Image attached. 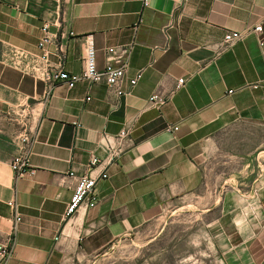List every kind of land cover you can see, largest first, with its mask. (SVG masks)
<instances>
[{
  "label": "crops",
  "instance_id": "0c3cea01",
  "mask_svg": "<svg viewBox=\"0 0 264 264\" xmlns=\"http://www.w3.org/2000/svg\"><path fill=\"white\" fill-rule=\"evenodd\" d=\"M44 22L68 34L69 73L82 71L86 34L99 68L104 47L131 45L122 82L130 93L82 79L57 84L45 102L30 58L12 63L14 49L39 52ZM229 30L245 36L221 50ZM178 78L164 105H149ZM126 126L132 145L92 169L107 174L95 204L65 219L91 157L106 159L103 134ZM25 135L34 172L16 179L10 162ZM11 198L21 221L5 264H113L116 244L161 226L172 204L217 212L207 234L221 264H264V0H0V239L11 232Z\"/></svg>",
  "mask_w": 264,
  "mask_h": 264
},
{
  "label": "built area",
  "instance_id": "2783aa9c",
  "mask_svg": "<svg viewBox=\"0 0 264 264\" xmlns=\"http://www.w3.org/2000/svg\"><path fill=\"white\" fill-rule=\"evenodd\" d=\"M145 5V2H144ZM42 35L37 42L39 52L34 54L24 49H14L13 64L20 65L21 59L30 58L31 65L27 68L30 73L39 80L46 84V92L44 101L46 102L51 94V89L60 83H65L67 86L72 87L75 82L87 79L93 82H102L105 84L107 90L117 97L125 96L130 93V89H125L122 82L125 75V70L128 65L129 54L131 45L123 46H106L104 47V64L102 68L97 65V49L94 44L93 34L89 33L83 36L84 40V53H83V67L79 74L69 73L63 68V60L66 55V38L68 34L60 33L59 36H54L49 31V24L44 22L41 26ZM262 25L258 24L252 31L257 34L262 33ZM245 32L238 30H229L224 34L221 50H224L234 44L236 41L242 39ZM260 44H263V39L260 38ZM51 54L56 55V62L51 60ZM141 76L139 72L135 77L129 80L130 86H134ZM183 78H178L174 87L167 93L154 92L148 97L150 106L160 108L164 105L173 95V93L183 85ZM232 92V90H229ZM88 99V98H87ZM167 130L175 131L178 129L177 125H168ZM130 126L123 127L117 134L109 135L104 133L103 139L106 143L107 156L106 159L101 161L99 158L92 156L89 162L91 168L87 173L77 178L73 194L66 205L64 218L69 219L74 215L77 210L84 206H93L96 202L95 197V184L99 178H106V172H101L97 176L91 174L94 166L98 163L109 164L118 158L128 146L132 145L130 138ZM30 141L28 135L21 137L20 151L13 156L10 167L14 172L16 179H21L26 175L34 172V168L30 165ZM70 175L74 173L70 172ZM7 204L11 209L13 215V224L11 232L5 239H0V264H5L12 254V247L15 242V234L19 222L21 221V214L19 212V204L15 198L7 200Z\"/></svg>",
  "mask_w": 264,
  "mask_h": 264
},
{
  "label": "rangeland",
  "instance_id": "374dc122",
  "mask_svg": "<svg viewBox=\"0 0 264 264\" xmlns=\"http://www.w3.org/2000/svg\"><path fill=\"white\" fill-rule=\"evenodd\" d=\"M216 211L201 215L172 204L161 226L122 239L112 250L113 264H221L207 234Z\"/></svg>",
  "mask_w": 264,
  "mask_h": 264
}]
</instances>
